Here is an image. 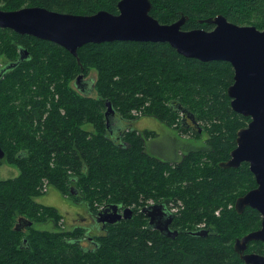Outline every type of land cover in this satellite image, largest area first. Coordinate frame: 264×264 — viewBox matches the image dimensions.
I'll return each instance as SVG.
<instances>
[{
	"label": "trees",
	"instance_id": "16d2710c",
	"mask_svg": "<svg viewBox=\"0 0 264 264\" xmlns=\"http://www.w3.org/2000/svg\"><path fill=\"white\" fill-rule=\"evenodd\" d=\"M118 1L0 0V9L40 6L82 15L117 14ZM150 2V14L160 23L186 16L184 30H210L214 25L205 20L219 14L264 30V0ZM20 49L28 56L0 75L1 161L18 169L16 176L0 179V264H245L232 243L258 229L261 216L251 207L241 212L234 207L239 196L256 187L248 163L220 166L236 145L237 130L249 121L230 107L229 62H205L177 53L166 42L140 41L86 43L75 57L56 43L0 27L5 63L17 61ZM90 69L97 73L93 90L81 92L76 76L87 77ZM106 102L119 119L118 131L106 124ZM133 110L167 126L180 115V128L197 127L196 134L202 120L209 134L205 145L179 160L174 153L168 157L158 148L147 150L154 132L129 126ZM43 179L95 212L115 205L129 207L132 215L106 225L105 233L95 236V249L85 250L77 243L81 228L64 230V215L36 201ZM164 202L176 210L171 221L175 237L149 227L142 212ZM21 216L32 222L25 231L16 229ZM45 220L52 229L34 227ZM201 225L208 234L194 235ZM252 251L263 252L264 244L249 241L247 252Z\"/></svg>",
	"mask_w": 264,
	"mask_h": 264
},
{
	"label": "water",
	"instance_id": "95a60500",
	"mask_svg": "<svg viewBox=\"0 0 264 264\" xmlns=\"http://www.w3.org/2000/svg\"><path fill=\"white\" fill-rule=\"evenodd\" d=\"M117 9V14L99 10L91 15L63 13L40 6L0 9V27L56 43L75 57L77 49L86 43L140 41L166 42L177 53L205 62H229L233 68V81L226 89L230 107L236 113L249 117V122L237 130L236 145L228 160L221 162L220 166L238 167L242 162L248 163L256 187L236 199L235 209L241 212L245 207H251L261 216L260 228L237 238L234 250L247 264H264V255L243 253L249 241L264 240V30L254 25L232 23L221 14L205 20L214 25L210 30H184L182 26L186 16L181 15L172 23H160L150 14V0H119ZM27 56L26 50L20 49L18 60L0 69V75ZM78 81L87 83L82 73L76 76L75 84ZM76 87L85 92L84 88ZM105 104L106 124L111 126V132L118 131L119 119H115L111 104ZM191 121L196 124L195 120ZM3 157L4 151L0 146V161ZM142 212L149 218V227L171 237L177 235V230H170L168 226L173 213L165 202L151 203L143 207ZM131 215L129 207L119 213L117 206L110 205L99 210L96 220L112 224ZM17 223L32 224L23 217ZM160 223L164 224L163 227H159ZM193 234L205 236L208 229L201 228Z\"/></svg>",
	"mask_w": 264,
	"mask_h": 264
},
{
	"label": "rangeland",
	"instance_id": "374dc122",
	"mask_svg": "<svg viewBox=\"0 0 264 264\" xmlns=\"http://www.w3.org/2000/svg\"><path fill=\"white\" fill-rule=\"evenodd\" d=\"M7 57L8 56H5V54H0V64L7 61ZM96 74L97 73L94 69H90L88 71L87 77H84V79L87 81L84 87L85 91L88 90L87 92H92L93 79L96 77ZM132 115L136 118L134 117L129 120V126H132L139 132L143 130L154 132V134L146 140V149L150 150L153 147L158 148L159 150L171 149L174 153V159L176 160H179L181 156L184 155L187 151L203 147L205 145L206 138L209 135L208 132L204 129L205 123L202 120H199L201 131L200 133L196 134V130L198 129L197 127L183 130L180 128L178 124L180 115L170 126H167L166 124L152 116H142L141 112H136L135 110L132 111ZM119 125H122L120 121ZM85 127L87 129H92V126L90 124H86ZM17 174L18 169L15 166L8 164L5 161L0 162V179L11 178L16 176ZM41 193L42 194L40 196H37L35 198L36 201L44 205L56 207L61 214H64V222H69L70 217L75 216V209L69 206H77V204H75L69 198L62 196L59 191L48 184L46 179H43L42 181ZM148 201L151 202V199H149ZM231 206H233V204L229 203V207ZM66 210H68L67 213H65ZM215 214L218 213L216 212ZM60 222L61 220H59L58 225H60ZM202 226L203 225L199 227ZM34 227L40 230L52 229L53 224L50 220L37 221L35 222ZM234 243L235 240L233 241L232 246H234Z\"/></svg>",
	"mask_w": 264,
	"mask_h": 264
},
{
	"label": "flooded vegetation",
	"instance_id": "af4514ba",
	"mask_svg": "<svg viewBox=\"0 0 264 264\" xmlns=\"http://www.w3.org/2000/svg\"><path fill=\"white\" fill-rule=\"evenodd\" d=\"M8 63L9 62L1 63L0 64V69L5 67ZM74 84H75V82H74ZM75 85L76 86L78 85V87H80L82 89V88L85 87L86 83H81V82L78 81V83L75 84ZM186 121H187V126H191L192 123L189 121L188 118L186 119ZM122 122H123V120H122ZM75 204H77V206H74V205L73 206H69V207H72L73 209H75L74 210L75 216L74 217H70L69 222L65 221L64 224L61 227L64 230H67V229L74 230L77 227H80L81 230H82L81 232H82L83 236L77 241V243L81 247L85 248V250H94L95 249V236H97L98 234H101V233H105L106 225H108L110 223H105L104 224L102 221H97L96 220V217H97L96 215H97V213L99 211H97V212L93 211L88 203H86V202H77ZM234 207H235V203H234ZM122 210L123 209H119V213L122 212ZM171 210L174 211V208H172ZM67 212H68V210L65 211V213H67ZM146 218H147V220L149 219L148 217H146ZM121 219H124V218H121ZM171 221L168 224L170 230H172ZM17 222H18V220H17ZM161 222H162V220H161ZM163 225H164L163 223H160L159 227H163ZM16 227L19 228V230H21V231H25L27 229L26 227H28V226H26L25 223H19V224L16 223ZM199 228H202V227H199ZM76 232L78 233V231H76ZM98 232H100V233H98ZM162 232H163V230H162ZM253 241H254L255 244H258V243L264 244V240L258 239V240H253ZM23 243H25V239L23 240ZM233 248H234V246H233ZM235 252L240 257V254L237 251H235ZM243 253H246V254L247 253H254V254L264 255V251L261 252V253L260 252H256V251L247 252V245H246V249L244 250ZM245 264H247V263H245Z\"/></svg>",
	"mask_w": 264,
	"mask_h": 264
},
{
	"label": "crops",
	"instance_id": "0c3cea01",
	"mask_svg": "<svg viewBox=\"0 0 264 264\" xmlns=\"http://www.w3.org/2000/svg\"><path fill=\"white\" fill-rule=\"evenodd\" d=\"M160 152H162L163 154L167 155L168 157H172V150L171 149H164V150H160ZM50 190V189H49ZM48 193V192H47Z\"/></svg>",
	"mask_w": 264,
	"mask_h": 264
},
{
	"label": "bare ground",
	"instance_id": "6f19581e",
	"mask_svg": "<svg viewBox=\"0 0 264 264\" xmlns=\"http://www.w3.org/2000/svg\"><path fill=\"white\" fill-rule=\"evenodd\" d=\"M191 120V119H190ZM176 207V206H175ZM177 208V207H176ZM174 212V211H173ZM22 217V216H21ZM148 221V220H147ZM199 227V226H198ZM203 227V226H202ZM15 228V227H14ZM204 228V227H203ZM21 231V230H20Z\"/></svg>",
	"mask_w": 264,
	"mask_h": 264
}]
</instances>
